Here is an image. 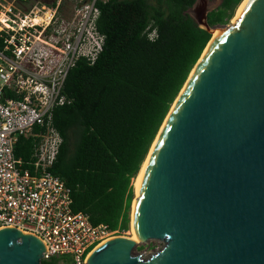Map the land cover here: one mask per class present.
<instances>
[{
	"label": "water",
	"instance_id": "95a60500",
	"mask_svg": "<svg viewBox=\"0 0 264 264\" xmlns=\"http://www.w3.org/2000/svg\"><path fill=\"white\" fill-rule=\"evenodd\" d=\"M210 1L184 13L211 38L219 32L142 163L135 240L109 239L86 264H264V0H248L234 23L217 27L208 14L222 0ZM149 241L160 249L133 254ZM45 252L33 235L0 229V264H41Z\"/></svg>",
	"mask_w": 264,
	"mask_h": 264
},
{
	"label": "trees",
	"instance_id": "16d2710c",
	"mask_svg": "<svg viewBox=\"0 0 264 264\" xmlns=\"http://www.w3.org/2000/svg\"><path fill=\"white\" fill-rule=\"evenodd\" d=\"M196 0H113L100 5L103 51L93 64L78 61L64 93L70 105L52 113L61 137L50 172L70 191L71 210L93 226L129 230L132 181L171 105L211 36L185 15ZM243 0H222L208 14L211 27L224 26ZM157 38L149 41L146 29ZM20 137L14 155L32 162L37 134ZM41 264H56V260Z\"/></svg>",
	"mask_w": 264,
	"mask_h": 264
},
{
	"label": "built area",
	"instance_id": "2783aa9c",
	"mask_svg": "<svg viewBox=\"0 0 264 264\" xmlns=\"http://www.w3.org/2000/svg\"><path fill=\"white\" fill-rule=\"evenodd\" d=\"M113 0H5L0 16V229H17L44 245L42 261L86 264L91 251L117 236L71 210L70 191L50 172L61 144L53 110L70 105L64 93L78 61L93 64L105 36L100 5ZM149 41L157 38L150 27ZM37 134L32 162L14 155L20 137Z\"/></svg>",
	"mask_w": 264,
	"mask_h": 264
},
{
	"label": "rangeland",
	"instance_id": "374dc122",
	"mask_svg": "<svg viewBox=\"0 0 264 264\" xmlns=\"http://www.w3.org/2000/svg\"><path fill=\"white\" fill-rule=\"evenodd\" d=\"M220 2H221V0H211L210 3H209V5L210 6L217 7ZM1 5H2V8H3V6L6 5L5 0H0V9H2L1 8ZM235 13H236V11H235ZM235 13H234V15H235ZM233 18H234V16H233ZM233 18L229 21V23L227 25H229L230 23H232L231 21L233 20ZM215 27H217V26H215ZM133 193H134V190H133ZM133 195H134V198H135V194H133ZM132 204H133V201H132ZM132 204H131L130 214H129V230L126 231V232H123V233H119L118 232L117 233V236H115V237L131 238V233H130V217H131V211H132ZM160 247H161V244L159 242H157V241H149L146 244H139V245H137L135 247L134 251H133V254L134 255H141L144 258H148L151 254H153L156 251H158L160 249Z\"/></svg>",
	"mask_w": 264,
	"mask_h": 264
},
{
	"label": "bare ground",
	"instance_id": "6f19581e",
	"mask_svg": "<svg viewBox=\"0 0 264 264\" xmlns=\"http://www.w3.org/2000/svg\"><path fill=\"white\" fill-rule=\"evenodd\" d=\"M247 1H248V0H243V1L241 2V4L238 6V8L236 9V13H235V15H234V18H233V20L231 21L232 23H234V21H235L236 19L239 18V17H238V14H239V12L241 11V9L243 8V6L246 4ZM0 22L7 26V22H6V20H5V18H4L3 15L0 16ZM218 32H219V30H217V31L215 32V34L212 35V38H211L210 42L208 43V45H207V47H206V49H205V51H204V53H203V55H202V58H203V56L205 55L206 51L208 50L209 46L211 45L212 41L214 40L215 36L218 34ZM202 58H201V59H202ZM199 62H200V60H199ZM199 62H198V64H199ZM198 64H196L194 70L196 69V67L198 66ZM194 70H193V71H194ZM192 73H193V72H192ZM144 167H145V163L141 166L140 171L138 172L136 178L132 181V185H133V190H134V194H135V196L137 195V190H138V186H139V183H140V180H141V177H142L143 171H144ZM130 233H131V238H130V239H131V240H135V238H134V236H133V231H132V227H131V226H130Z\"/></svg>",
	"mask_w": 264,
	"mask_h": 264
}]
</instances>
